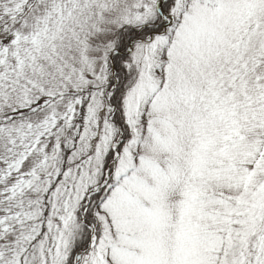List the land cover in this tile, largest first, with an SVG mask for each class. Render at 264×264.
I'll return each instance as SVG.
<instances>
[{
  "label": "snow or ice",
  "instance_id": "obj_1",
  "mask_svg": "<svg viewBox=\"0 0 264 264\" xmlns=\"http://www.w3.org/2000/svg\"><path fill=\"white\" fill-rule=\"evenodd\" d=\"M0 264H264V0H0Z\"/></svg>",
  "mask_w": 264,
  "mask_h": 264
}]
</instances>
